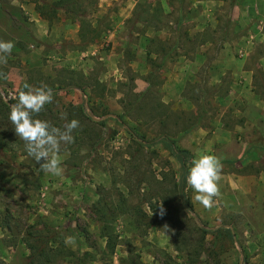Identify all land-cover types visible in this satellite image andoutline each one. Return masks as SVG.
<instances>
[{
    "label": "rangeland",
    "instance_id": "374dc122",
    "mask_svg": "<svg viewBox=\"0 0 264 264\" xmlns=\"http://www.w3.org/2000/svg\"><path fill=\"white\" fill-rule=\"evenodd\" d=\"M0 3L17 14L0 100L45 84L34 118L80 122L53 176L0 115V264H264V0ZM170 142L188 174L221 159L211 210L187 177L183 206Z\"/></svg>",
    "mask_w": 264,
    "mask_h": 264
},
{
    "label": "clouds",
    "instance_id": "9594fccd",
    "mask_svg": "<svg viewBox=\"0 0 264 264\" xmlns=\"http://www.w3.org/2000/svg\"><path fill=\"white\" fill-rule=\"evenodd\" d=\"M14 43L0 41V64H6ZM3 74L0 73V76ZM26 90L19 93L18 103L11 106L9 119L14 125L15 133L24 141L27 154L40 165V171L53 176H61L63 167L59 159L62 145L74 143L73 132L80 127L78 120L65 122L63 127H56L47 120L34 118L51 104L54 93L51 87L41 84L39 87L25 85ZM66 120V114H61ZM223 163L215 155H200L192 161L187 176V183L194 191L193 199L205 209L211 210L216 198L221 196L219 181L223 172ZM161 214L164 213L161 205ZM66 243L74 241L66 237Z\"/></svg>",
    "mask_w": 264,
    "mask_h": 264
},
{
    "label": "trees",
    "instance_id": "16d2710c",
    "mask_svg": "<svg viewBox=\"0 0 264 264\" xmlns=\"http://www.w3.org/2000/svg\"><path fill=\"white\" fill-rule=\"evenodd\" d=\"M58 1L62 2L64 0H58ZM75 13L77 14V12H75ZM40 15H43V10L40 11ZM82 27H83V21L80 22V28H82ZM78 88H79V90H81V92L84 94V96L87 94L83 87H78ZM8 105H9L8 102L0 100V115L1 116L3 115L5 118H7V121L9 122L10 121L9 116L7 117V115H6V114L10 113V109H9ZM11 128H12V131H15L14 126H12ZM4 136H6V134H3L2 137L0 138V149L3 147ZM168 146H169L171 154L178 161V163L180 164L181 170H182V174H181L180 181H179V187H178L179 198H180L183 206L185 207V209L188 211H191V207L188 204V201H187L186 195H185V191H184L185 180H186V177L188 175V170H187L186 160H185L186 152L182 151V150H178L175 147L173 142H170ZM243 264H246L244 260H243Z\"/></svg>",
    "mask_w": 264,
    "mask_h": 264
},
{
    "label": "crops",
    "instance_id": "0c3cea01",
    "mask_svg": "<svg viewBox=\"0 0 264 264\" xmlns=\"http://www.w3.org/2000/svg\"><path fill=\"white\" fill-rule=\"evenodd\" d=\"M9 6H11V4L10 5H5L4 3H0V30H3V27H10L11 28V24L15 27V25L13 24V23H15V21H16V19H17V14L16 13H12V12H10V10L9 9H7V7H9ZM12 6H15L16 7V9L18 10V13L22 16L24 13H22V11H21V8H22V10H24V7L22 6V5H14V3H12ZM14 8V7H13ZM31 9H29V11H30ZM28 11V12H29ZM12 26V27H13ZM256 103L258 104V105H262V103H259V101H256ZM260 113H261V111H260ZM254 146H251L252 147V149L254 150V151H263L264 150V144H262V145H259V144H253ZM245 147V146H244ZM242 148V151H241V154H240V157L239 158H242L244 161L245 160H250V161H257L258 160V156H256V155H252V156H245L244 155V152H245V148ZM249 147V146H248ZM244 149V150H243ZM261 235V234H260ZM261 236H263V235H261Z\"/></svg>",
    "mask_w": 264,
    "mask_h": 264
},
{
    "label": "water",
    "instance_id": "95a60500",
    "mask_svg": "<svg viewBox=\"0 0 264 264\" xmlns=\"http://www.w3.org/2000/svg\"><path fill=\"white\" fill-rule=\"evenodd\" d=\"M88 116L90 117V118H94V116L89 112L88 113ZM97 120H101V119H97Z\"/></svg>",
    "mask_w": 264,
    "mask_h": 264
}]
</instances>
